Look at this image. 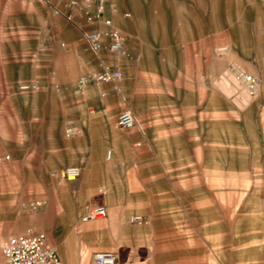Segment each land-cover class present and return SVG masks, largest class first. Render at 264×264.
Masks as SVG:
<instances>
[{"label": "rangeland", "instance_id": "1", "mask_svg": "<svg viewBox=\"0 0 264 264\" xmlns=\"http://www.w3.org/2000/svg\"><path fill=\"white\" fill-rule=\"evenodd\" d=\"M95 1L0 0V244L30 228L45 234L61 264V247L68 264H93L99 251L125 263V252L92 239L98 228L83 234L75 228L82 223L76 206L82 195L74 189L80 183L94 193L106 187L113 202L137 204L131 216L141 217L140 225L127 222L145 228L148 244L138 253L144 264H264V141L242 120L256 89L246 97L235 81L239 71L257 88L250 68L264 58V0H99L102 18L124 40L120 56L93 53L83 41L84 32L105 30L102 18L87 21ZM102 66L115 67L120 78L77 89ZM96 87L102 88L85 93ZM100 102L114 120L108 133L95 118L86 121L101 114ZM228 102L237 117L221 126L215 146L212 107ZM123 110L135 119L128 131L115 124ZM147 114L150 125L141 118ZM168 119L187 122L186 141L179 123L169 127ZM107 135L131 156L106 170L102 164L114 161H104L114 152ZM151 143L181 157L157 162L172 175L186 172L187 189L174 180L171 190L144 188L138 163L146 170L150 161L133 153ZM69 166L80 170L72 182L58 176ZM102 201L103 191L86 205ZM96 241L103 247L88 263L85 248Z\"/></svg>", "mask_w": 264, "mask_h": 264}, {"label": "crops", "instance_id": "2", "mask_svg": "<svg viewBox=\"0 0 264 264\" xmlns=\"http://www.w3.org/2000/svg\"><path fill=\"white\" fill-rule=\"evenodd\" d=\"M261 65V66H259ZM251 73L253 76H256V80L258 82L257 88H256V94L252 101L249 102V105L243 110V123L249 125V128L252 129L251 135L255 137H259L261 141H264V58L262 61L257 62L256 67L250 68ZM102 87H96L94 89H91L85 93H94V91H98ZM104 90L107 92V95H112L111 88H104ZM85 95V94H84ZM100 106L103 107V110L101 114L95 115V116H86L87 122H92L93 118H95L97 121H99L102 125V127L107 129H110L113 125V118L111 113L107 112L104 113L106 110V104L104 102H100ZM234 116V117H233ZM84 117V116H83ZM81 117V118H83ZM236 113H233L232 107L230 102H228L227 106L221 107L220 103L214 104L212 107V144L218 145L220 143V130L221 126H224L223 124L226 122L228 127H230V124L233 120L236 118ZM142 120L144 122H147L148 125H150V122L153 120V116L147 114L145 117L143 115L141 116ZM81 120V119H80ZM146 120V121H145ZM168 125L171 126H177L180 129L179 135L184 137V140L186 141V138L188 137L187 133V122L186 121H172L171 119H168ZM92 124V123H91ZM259 128V130L257 129ZM183 129V131H182ZM256 129L258 131H256ZM107 141L110 142L109 146L110 149H113V153L111 152V157L108 161L114 160L112 163L108 165L102 164L101 169H109L113 164H115L117 161H120L122 159H129V156H131L130 153L127 152H121L118 151V148L121 146L116 141H114L112 138H110L107 135ZM139 145L138 147H140ZM145 146V145H144ZM147 151L144 149L142 152L133 153V156H135V159L138 161L148 160L150 161L146 165V170L141 169V167L145 168L141 163H138V174L141 178V184L144 186V188H147V186H152V190H154L153 186L155 184H163L167 190H171L172 182L173 180L175 182H178L180 185H183V189H187V173L184 172L183 175H172V173L167 172L165 169L161 168V164L157 161L164 160V159H181V157L176 156L173 157L172 155H165V152H157L154 148L153 143L150 145H147ZM181 149V147H179ZM112 154H115L114 156ZM171 154V153H168ZM215 156L214 159H219V155L217 150L215 149ZM102 159L101 156H95L93 161ZM117 160V161H116ZM104 161L107 160L104 158ZM83 175H85V178H83L84 181H87V184H89V181L91 182V177L89 178V174H93V166L90 164H86L83 167ZM144 170V171H143ZM87 177V178H86ZM80 184V183H79ZM76 185L74 187L76 192L81 193L82 199L81 204L76 203V206L79 208V211L87 207V203L89 199L96 194H100L103 191V201L99 205H103L106 210V218L103 219L104 223L103 226H96L92 221L80 223V226H77L75 223V228L79 230L78 233H85V231H91L96 228L99 229L97 233H94L92 236V239H95L97 237L101 238V240H105L107 243V246L115 250L116 253H119V251H123L126 253L127 259L126 262L123 264H144L146 263V260H141L138 256V253L143 252L144 249H146L147 243V236L145 228L139 230L136 229L134 226L136 225H129L127 222V219L131 217V213L137 212L138 206L137 204H132L129 202H122L115 200V202L111 201V197L109 194V190L106 187L100 186L98 189H96V192L94 193L89 185L85 186L81 189L80 185ZM151 189V188H149ZM105 202H108V205H106ZM89 206V205H88ZM109 211L112 213L109 217ZM83 213V212H82ZM135 216V215H132ZM78 219V217L76 218ZM77 221V220H76ZM138 228V227H137ZM102 229H105V234L102 233ZM100 234V235H99ZM103 236V237H102ZM83 235H81V238ZM84 237H86L84 235ZM103 238V239H102ZM103 243L101 242H94L90 249L87 247L84 251V259L90 263L89 255L97 249L102 248ZM87 246V245H86ZM64 249V247H61ZM60 250V256L62 258V264H68L66 262L65 253L63 250ZM99 252H105V251H99ZM95 254V253H94ZM93 256V255H92ZM92 259V257H91Z\"/></svg>", "mask_w": 264, "mask_h": 264}, {"label": "built area", "instance_id": "3", "mask_svg": "<svg viewBox=\"0 0 264 264\" xmlns=\"http://www.w3.org/2000/svg\"><path fill=\"white\" fill-rule=\"evenodd\" d=\"M70 4L73 5V2ZM103 15V4L101 1H95L94 13L87 18V21L100 22ZM101 25L105 30H92L83 33V41L93 53L106 50L115 55H122L124 40L114 30L110 29L111 22L109 19L102 18ZM120 78V72L115 67L102 66L94 71L88 78H81L77 82V89L84 88L88 83L107 85L117 81ZM244 82L250 95L254 94L256 81L251 76L244 77ZM115 124L123 130L134 128L135 119L128 110L120 111L116 117ZM71 128L64 130L66 137L71 136ZM111 152L105 153V159L108 161ZM80 175V170L76 166H69L61 169L58 173L60 179L72 182ZM106 218V210L103 205L93 204L86 207L81 216V222L101 221ZM129 223L138 224L141 217L131 216L128 218ZM116 255L109 252H97L92 256L93 264H115ZM0 264H60L58 255L46 240L45 234L41 231H34L30 228L25 229L22 233L13 235L5 239L0 244Z\"/></svg>", "mask_w": 264, "mask_h": 264}, {"label": "bare ground", "instance_id": "4", "mask_svg": "<svg viewBox=\"0 0 264 264\" xmlns=\"http://www.w3.org/2000/svg\"><path fill=\"white\" fill-rule=\"evenodd\" d=\"M244 77H246V76H243V74H241L239 71L237 72V75H236V77H235V81L239 84L240 83V85H241V92L246 96V97H248L250 94H249V91H248V89H247V85L245 84V82H244ZM256 89V88H255ZM38 206H40V204L38 203L37 204ZM139 225H140V223H139ZM57 255H58V253H57ZM58 258H59V255H58ZM59 262H60V264H61V260H60V258H59Z\"/></svg>", "mask_w": 264, "mask_h": 264}]
</instances>
